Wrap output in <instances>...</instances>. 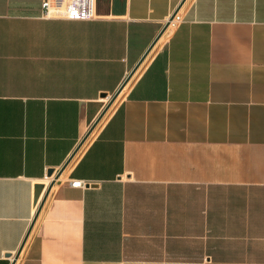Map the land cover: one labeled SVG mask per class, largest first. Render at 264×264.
Wrapping results in <instances>:
<instances>
[{
  "label": "crops",
  "instance_id": "obj_1",
  "mask_svg": "<svg viewBox=\"0 0 264 264\" xmlns=\"http://www.w3.org/2000/svg\"><path fill=\"white\" fill-rule=\"evenodd\" d=\"M182 1L0 0V264H264V0Z\"/></svg>",
  "mask_w": 264,
  "mask_h": 264
},
{
  "label": "built area",
  "instance_id": "obj_2",
  "mask_svg": "<svg viewBox=\"0 0 264 264\" xmlns=\"http://www.w3.org/2000/svg\"><path fill=\"white\" fill-rule=\"evenodd\" d=\"M41 8L43 16H55L70 21H89L96 18V0H42ZM177 20L178 17L175 16L170 26ZM53 179L51 177L50 183ZM70 185L73 188H82L85 183L72 181Z\"/></svg>",
  "mask_w": 264,
  "mask_h": 264
},
{
  "label": "water",
  "instance_id": "obj_3",
  "mask_svg": "<svg viewBox=\"0 0 264 264\" xmlns=\"http://www.w3.org/2000/svg\"><path fill=\"white\" fill-rule=\"evenodd\" d=\"M186 0H183L181 2V4L178 6V8L175 10V12L173 13V15L171 16V18L168 20V22L165 24V26L163 27V29L161 30L160 34L158 37H160L168 28V26L170 25L171 21L173 20V18L176 16L177 12L179 11V9L182 7V5L184 4ZM158 39V38H157ZM151 49V48H150ZM149 52V51H148ZM147 52V53H148ZM143 60V58H142ZM142 60H140V62L133 68V70L130 72L129 76L126 78V80L123 82V84L120 86V88L115 92V94L112 96V98L110 99L109 103L105 106V108L102 110V112L99 114V116L96 118V120L91 124L88 132L85 134V136L83 137V139L81 140V142L78 144V146L76 147V149L74 150V152L72 153V155L69 157V159L66 161V163L62 166V168L59 170V172H57L56 176H54L55 179H57L62 172L66 169V167L70 164V162L72 161V159L75 157V155L80 151V149L82 148V146L85 144V142L88 140V138L90 137V135L92 134V132L95 130V128L97 127V125L100 123V121L102 120V118L105 116V114L107 113V111L110 109V107L113 105V103L116 101V99L118 98V96L120 95V93L122 92V90L124 89V87L126 86V84L128 83V81L130 80V78L132 77V75L135 73V71L137 70V68L139 67L140 63L142 62ZM53 175V171L49 170L47 172V176L48 177H52ZM53 179L51 181V183L48 186L47 191L52 188L53 184H54V180ZM43 186H38L37 187V195L36 197L39 196L41 190H42ZM47 194L45 193L37 210L36 216L33 220L32 225L34 224V222L36 221V218L38 217V214L40 213V210L46 200ZM17 259V256H15V258L13 259L12 264L14 263V261Z\"/></svg>",
  "mask_w": 264,
  "mask_h": 264
}]
</instances>
